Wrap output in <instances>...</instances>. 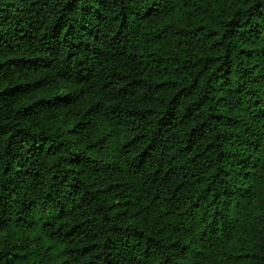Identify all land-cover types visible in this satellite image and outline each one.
<instances>
[{"label": "trees", "instance_id": "1", "mask_svg": "<svg viewBox=\"0 0 264 264\" xmlns=\"http://www.w3.org/2000/svg\"><path fill=\"white\" fill-rule=\"evenodd\" d=\"M107 5L108 0H85L82 4L79 0H67L51 31H43L39 36L41 29L30 18L24 26L25 16L18 13L26 10L14 0L0 7V137H7L5 153L10 159L18 155L12 152L18 137L32 139L28 151L33 155L42 154L46 145L49 153L66 143L79 149L65 158L79 169L76 175L70 174L76 169H69L63 177H52L61 185H69L71 208L65 204L54 221L47 220L32 211L36 202L25 199L28 194L24 193L13 200L18 205L14 214L0 217V232L4 234L0 260L4 264H112V237L102 227L108 224L129 236H143L140 229L145 223L154 228L163 225L159 233L165 229L179 233L190 218L195 219L197 210L206 211L203 192L209 191L211 185L201 192L206 183L201 174L207 163L205 153L232 137L240 139L241 134L234 129L240 127L243 116L239 112L228 113L235 111L242 100L233 104L220 94L222 88L213 87L214 79H222L232 70L231 52L221 61L217 55L220 41L214 43L215 30L208 31L215 20L213 13L221 12L222 5L209 0H153L143 16L137 13L141 21L137 26L139 42L134 43L132 33H128L126 42L113 52L107 76L102 77L94 92L86 91L83 79L69 78L57 63L62 47L60 36H91L89 19H107L101 11ZM260 11L261 5L253 4L248 9L249 19ZM239 14L237 10L236 15ZM238 23L235 17L229 21ZM258 30V26L255 31L248 29L256 39ZM81 45L88 46L81 40L74 47ZM254 51L241 48L239 54L251 57ZM75 54L69 48L64 59ZM225 64L229 66L225 68ZM252 67L257 69L259 65ZM244 71L247 74L250 70ZM230 79L228 75L223 84L227 85ZM259 79L257 74L254 80ZM209 90L218 95H210ZM259 103L260 99H256L243 112L250 115L248 110ZM248 131L244 128L245 133ZM232 143L235 145V140ZM248 147L258 151L260 145L253 141ZM101 151L109 156L124 153L139 164L133 169L123 163H108L107 167L93 166L87 175H82L81 162L93 159ZM232 155L238 153L221 151L216 159ZM157 156L160 162L151 172L149 182L139 172L143 167H151ZM11 170L9 163L4 172ZM21 173L31 174L29 169L19 166L16 174ZM219 173L230 174L225 168L215 175ZM243 175L247 180L250 173ZM13 182L9 177L3 185L8 197L17 191L15 187L9 191ZM245 191L250 192L251 187ZM197 192L201 194L196 195ZM51 196L49 192L48 197ZM250 205L243 222L238 213L236 223L223 239L217 237L207 243L212 249L208 264H245L254 255L247 249L256 240L244 225L258 230L257 235L264 233L260 226L264 223V199L257 195ZM179 245L177 240L169 248ZM187 247L184 244L181 250ZM176 264L181 262L177 260Z\"/></svg>", "mask_w": 264, "mask_h": 264}, {"label": "clouds", "instance_id": "2", "mask_svg": "<svg viewBox=\"0 0 264 264\" xmlns=\"http://www.w3.org/2000/svg\"><path fill=\"white\" fill-rule=\"evenodd\" d=\"M8 2L10 0H0V7ZM14 2L26 10L18 13V15L25 16L24 26L27 27L30 18L40 27L41 30L37 32L39 36L43 34V31H51V26L62 14L61 9L67 0H35V2L34 0H23V2L14 0ZM79 2L82 4L85 0H79ZM88 2L95 3L96 0H88ZM192 2L202 3L203 0H192ZM213 2L221 4L223 10L213 13L215 20L210 24L208 31L215 30L214 43L220 41L217 55H220L221 61L229 51L231 52L229 59L232 69L231 73L225 74L222 79H214L213 87L222 88L220 94L227 96L233 104L237 100H242L241 105L235 111L228 113L236 115L239 112L243 116L240 127L234 129L241 134L240 139L232 137L226 143L221 144L219 148L214 147L209 153H205L207 163L204 164L205 171L201 174L204 175L206 183L201 186V192L203 188L211 185L209 191L203 192V205L206 211L197 210L195 219L190 218V223H186L179 233H173L170 229L159 233V228H163V225L154 228L145 223L140 229L144 232L143 236H129L119 229L112 228L111 224L103 225L106 235L111 236L113 241L114 250L110 249L112 256L109 257L112 264H176L177 260L181 264H208L207 257L212 249L207 247V243H211L217 237L223 239L225 232L231 230L232 225L236 223L238 213L243 222L246 214L251 210L250 200H254L257 195L264 199V51H260L264 49V0H209V3ZM152 3L153 0H108L107 7L101 9L107 19L98 21L95 17H91L88 21L89 28L93 29L91 36L86 33H74L65 38L61 33L62 47L57 61L60 69L67 73L71 79H83L82 87L86 91L94 92L96 86L102 81V77L107 76L113 52L126 42L127 34L132 33L133 42H139L137 34L140 33V29L137 26L141 24V21L137 18V13L143 16ZM256 3L261 5V11L249 19L248 9ZM97 6L99 7L98 4ZM237 10L239 15H236ZM76 14L78 13L69 15ZM234 17L239 23L229 24V21ZM245 21L248 22L245 23ZM257 26L259 39H256L253 32L248 31V29L255 31ZM97 28L99 32L96 31ZM241 33L244 34L243 38H241ZM81 40L88 46L74 47V44L79 45ZM253 41L255 42L253 43ZM69 48H73L76 54L65 60ZM241 48L256 49V51L249 57L246 54H239ZM254 64L259 65V68L253 69ZM228 66L225 64V68ZM245 69L250 71L246 74ZM257 74L261 76V79L254 80ZM228 75L231 77L230 82L224 85L223 79H226ZM237 89L242 90L236 91ZM209 91L212 96L218 95L217 92ZM256 99H260V103L248 110L250 115L245 114L243 109ZM210 103H214V101H210ZM244 128H249V131L245 133ZM17 139L19 142L13 144L12 152L18 153V155L10 159L9 154L5 153L7 137H0V217L6 218V215H13L18 207L13 204V200L17 195L23 197L24 193H27L25 199L36 202L32 211L43 216L44 219L54 221L65 204L69 208L72 207V198L69 196L71 191L69 185L67 183L61 185L58 180L53 181L52 177L54 175L63 177L69 169H76L70 173L76 175L79 169L76 165L69 164L65 158L74 155L79 149H73L66 143L59 150L53 148L49 153L46 145L42 154L33 155L28 151L32 147V139L30 137L24 140H19V137ZM233 140H235V145L232 143ZM241 140L244 141L243 144H241ZM253 141L260 145L258 151H253L248 147ZM33 151L38 152L39 150L34 149ZM221 151L234 152L238 155L225 156L223 159L217 160L216 156ZM159 162L160 157L157 156L151 167L140 169L139 175L144 179H149L150 182V174L159 165ZM9 163L12 165V170L5 174L4 168ZM108 163H123L126 168L131 166L135 169L139 161L133 160L131 156L124 153L109 156L107 152L101 151L96 153L93 159L81 162L82 175H87L88 169L93 166L107 167ZM254 164L256 167L252 166ZM19 166L29 169L31 174L21 173L17 176L16 168ZM221 168L227 169L230 174L227 176L223 173L215 175ZM36 172H39L40 175L36 176ZM244 172L250 173L247 180L244 179ZM9 177L14 181L10 185L9 191L14 187L17 189L12 197H8L3 187ZM213 179L215 183H213ZM249 187H251V191H245ZM49 192L52 193L51 197H48ZM200 194V192L196 193V195ZM245 205L249 207L246 208ZM216 213L218 215H214ZM213 220L216 223H213ZM260 226L264 227V223ZM244 227L248 228L249 235L256 240L255 245L247 249L254 255L249 256L245 264H264V233L257 235L258 230L253 229L251 225L245 224ZM213 229L216 231L213 232ZM27 235L25 233V236ZM201 235H203V239H201ZM149 237H155V239L150 240ZM177 240L180 241V245L169 248V245L174 244ZM184 244H187L188 247L181 250ZM145 249L148 251L146 252ZM104 254L107 255V253ZM0 264H4L3 260H0Z\"/></svg>", "mask_w": 264, "mask_h": 264}, {"label": "rangeland", "instance_id": "3", "mask_svg": "<svg viewBox=\"0 0 264 264\" xmlns=\"http://www.w3.org/2000/svg\"><path fill=\"white\" fill-rule=\"evenodd\" d=\"M3 241H4V234L0 232V248L3 245Z\"/></svg>", "mask_w": 264, "mask_h": 264}]
</instances>
